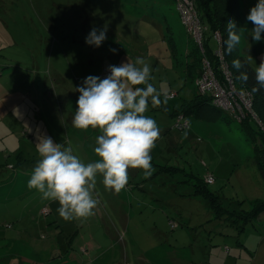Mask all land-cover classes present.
<instances>
[{
    "label": "rangeland",
    "instance_id": "1",
    "mask_svg": "<svg viewBox=\"0 0 264 264\" xmlns=\"http://www.w3.org/2000/svg\"><path fill=\"white\" fill-rule=\"evenodd\" d=\"M239 2L240 52L256 68L264 51H253L246 17L257 0ZM105 26L102 46H88L92 27ZM196 46L175 0H0V264L33 263L32 255L45 264L69 249L80 263H91L96 252L83 247L90 248L91 238L112 243L99 240L104 234L117 239L110 251L116 264H264V212L238 227L196 194L212 172L217 182L206 188L234 213L248 214L257 198L264 200L254 144L242 122L220 109L212 121L191 115L189 127H175L173 113L199 94L176 57L185 66ZM137 57L150 65L162 101L145 113L160 129L150 152L152 175L128 169L119 193L106 190L98 175L93 215L65 221L58 202L28 188L40 159L36 143L51 137L84 163L99 159L93 151L98 130L72 125L76 88L88 75L103 79L109 65ZM170 220L179 227L172 229Z\"/></svg>",
    "mask_w": 264,
    "mask_h": 264
},
{
    "label": "clouds",
    "instance_id": "2",
    "mask_svg": "<svg viewBox=\"0 0 264 264\" xmlns=\"http://www.w3.org/2000/svg\"><path fill=\"white\" fill-rule=\"evenodd\" d=\"M246 19L253 24L252 39L264 40V0H257ZM226 31V52L231 54L241 41L237 24L231 18ZM107 38L106 26L92 27L85 43L99 48ZM110 51L117 53L115 48ZM232 67L247 82V73L241 71L242 61L233 60ZM107 71L110 74L103 79L88 75L76 88L80 95L72 119L78 130H98L93 151L99 159L84 163L71 148L55 143L51 137H41L36 143L40 159L32 170L28 188L37 190L43 200L58 202L57 212L65 221L93 215L97 206L93 190L98 175L103 177L105 189L115 193L127 185L130 168L141 169L145 177L152 175L150 152L160 129L155 119L145 113L149 104L158 107L162 103L160 93L150 82L152 69L144 58L137 57L134 63L127 58L119 66L109 65ZM255 80L259 87H253V92L264 90V62L256 66Z\"/></svg>",
    "mask_w": 264,
    "mask_h": 264
},
{
    "label": "trees",
    "instance_id": "3",
    "mask_svg": "<svg viewBox=\"0 0 264 264\" xmlns=\"http://www.w3.org/2000/svg\"><path fill=\"white\" fill-rule=\"evenodd\" d=\"M194 1L196 2L197 8L202 16L203 21L209 27L205 38V54L212 60L214 66L218 67L219 61L217 57H215L214 53L215 46L213 45L212 47L211 44L216 42L213 39V32L219 30L223 36L224 55L226 60L228 61L230 69L234 74L237 87L240 89H249L254 95V110L261 121V125L256 122L251 116H248L247 119L242 121V128L248 138L254 144V162L260 175L264 180V90H261L259 92H253V87H259L255 80V68L241 54L239 45L233 50L231 54H228L226 52L225 45V41L227 40L228 36V33L226 31L228 19H233L236 22L237 27L239 28L241 20L240 2L239 0ZM262 37H264V33H262ZM251 44L255 53H260L264 51V40L256 42L251 37ZM188 56V60L185 63L182 62L183 64H185V66H182L176 57V65L182 72L188 74L192 77V79L196 80L202 70L203 58L199 47L196 46V49L193 52L190 51ZM235 59H240L244 64V67L241 71L247 73L249 77L247 82L243 81L240 78V72H238L235 68L232 67V61ZM179 113H183L186 116L195 115V117H200L205 120L212 121L220 115V108L216 107L212 103L211 96L199 93L193 101L185 103L182 110L175 111V113H173V116L176 117ZM253 122H256L258 124L257 128L252 126L251 123ZM202 184L203 185L201 186L197 184L199 190H197L196 194H202L210 200L211 205L215 209L218 217L224 216L223 218H225L230 223L234 222L235 225H237L238 227H241V225L248 219L255 218L264 212V200L257 198L253 203V209L248 214L241 211L239 212V214L234 213L235 210H230L225 205V202L220 195L215 194L206 188L209 184H207L204 180ZM234 215H236V218H234ZM238 219L244 220L242 222H239Z\"/></svg>",
    "mask_w": 264,
    "mask_h": 264
},
{
    "label": "built area",
    "instance_id": "4",
    "mask_svg": "<svg viewBox=\"0 0 264 264\" xmlns=\"http://www.w3.org/2000/svg\"><path fill=\"white\" fill-rule=\"evenodd\" d=\"M175 3L182 23L202 54V70L195 80L197 91L200 94L211 96L212 103L216 107L229 111L238 121L242 122L251 116L261 125L254 110L253 93L249 89H240L236 85L234 74L224 55L222 33L219 30L213 32V39L216 41L214 53L219 61L218 67H215L212 60L205 54V38L209 27L203 21L196 2L194 0H175ZM107 69L102 74L103 78L110 74ZM169 96H174V93ZM189 126L190 119L185 114L181 113L175 117V127L183 129ZM215 181L214 174L208 173L205 182L210 185ZM170 224L174 229L178 226L176 221H171Z\"/></svg>",
    "mask_w": 264,
    "mask_h": 264
},
{
    "label": "crops",
    "instance_id": "5",
    "mask_svg": "<svg viewBox=\"0 0 264 264\" xmlns=\"http://www.w3.org/2000/svg\"><path fill=\"white\" fill-rule=\"evenodd\" d=\"M179 114H181V113H179ZM188 118H189V116H188ZM22 158L23 159L24 158L28 159L26 157L25 153H24V155H22ZM216 182L217 181H215V183ZM155 200H158V199H155ZM171 221H173V220H170V222ZM116 235H118V234H116ZM98 238H99V240H109L112 243L107 244V245H103L100 242H98L95 238H91V239H94V242H90L89 243L90 248H88L86 246L83 247L86 251H90V255H92L91 250H95L97 258H94V261L91 262V263L90 262L88 263L86 261H83V263H80L79 261H77V258H74L70 254L71 250L69 249V250H67L64 253H57L56 256L48 258L47 259L48 263H45V264H99L100 262L110 263V264L112 262H114L116 264L115 256L110 253L112 248H117V244H116V240L117 239H116V237L115 236L113 237L112 235L104 234V235H100V237H98ZM107 247H109V248H107ZM23 253H25V251ZM23 255L24 256H30L32 254L25 253ZM32 259L34 261L33 263H30L29 261L27 262L25 260H22L21 264H38L39 257H36V255H32Z\"/></svg>",
    "mask_w": 264,
    "mask_h": 264
}]
</instances>
